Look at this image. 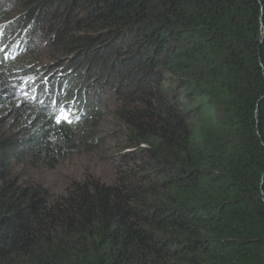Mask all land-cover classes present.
I'll use <instances>...</instances> for the list:
<instances>
[{
    "label": "trees",
    "instance_id": "trees-1",
    "mask_svg": "<svg viewBox=\"0 0 264 264\" xmlns=\"http://www.w3.org/2000/svg\"><path fill=\"white\" fill-rule=\"evenodd\" d=\"M0 264H264V0H0Z\"/></svg>",
    "mask_w": 264,
    "mask_h": 264
},
{
    "label": "rangeland",
    "instance_id": "rangeland-1",
    "mask_svg": "<svg viewBox=\"0 0 264 264\" xmlns=\"http://www.w3.org/2000/svg\"><path fill=\"white\" fill-rule=\"evenodd\" d=\"M48 42H46L43 46H39L35 48V51H39L37 53L42 56L43 53L46 52V47L48 46ZM15 58V56H14ZM40 60L47 61L44 57H40ZM33 68L37 69L38 65L32 64ZM41 80L38 78L37 81ZM80 82V83H79ZM77 84V89L83 90L87 88L88 85L83 82L79 81ZM42 86H45L42 83ZM5 105L9 103L8 100L4 101ZM108 105H112L113 103L107 101ZM20 107V109L18 108ZM10 110L16 111V121H22L19 118L22 116V105L11 106L9 107ZM30 109V108H29ZM110 109V108H109ZM28 110V109H27ZM111 110V109H110ZM107 111H104L105 114ZM12 112H8V125H13V118L11 117ZM20 115V117H18ZM103 118V117H102ZM110 118L109 113H106L104 116L105 120ZM19 130V129H18ZM103 130L105 132H112L113 128L107 125H103ZM114 135H109L102 142L105 144L101 149L94 150L92 154L90 150L86 149L82 145L78 144L75 146L73 152L64 156L61 160L55 161L53 169L48 168L47 166L40 165L42 169V173H39L40 183L44 185L47 195L50 198H59L60 196L64 195V190L66 186L72 182H82V178L84 176H92L94 180L97 182H108L113 176H115V171L120 169H127L125 165V161L121 163H111L110 156L112 155L111 148L114 146L116 140L113 137ZM27 168H30L26 165ZM36 171V170H35ZM74 181V182H73Z\"/></svg>",
    "mask_w": 264,
    "mask_h": 264
},
{
    "label": "snow or ice",
    "instance_id": "snow-or-ice-1",
    "mask_svg": "<svg viewBox=\"0 0 264 264\" xmlns=\"http://www.w3.org/2000/svg\"><path fill=\"white\" fill-rule=\"evenodd\" d=\"M61 111L63 112V109H61ZM61 119H63L64 121H68V116L67 115H63L61 118L57 119V123H60Z\"/></svg>",
    "mask_w": 264,
    "mask_h": 264
},
{
    "label": "bare ground",
    "instance_id": "bare-ground-1",
    "mask_svg": "<svg viewBox=\"0 0 264 264\" xmlns=\"http://www.w3.org/2000/svg\"><path fill=\"white\" fill-rule=\"evenodd\" d=\"M63 96V95H62ZM39 107V106H38Z\"/></svg>",
    "mask_w": 264,
    "mask_h": 264
}]
</instances>
